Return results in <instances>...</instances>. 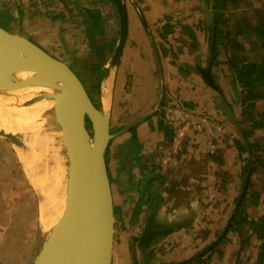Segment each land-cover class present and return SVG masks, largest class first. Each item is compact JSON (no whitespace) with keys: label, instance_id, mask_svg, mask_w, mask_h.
I'll use <instances>...</instances> for the list:
<instances>
[{"label":"crops","instance_id":"crops-1","mask_svg":"<svg viewBox=\"0 0 264 264\" xmlns=\"http://www.w3.org/2000/svg\"><path fill=\"white\" fill-rule=\"evenodd\" d=\"M257 1L238 0L226 16L237 15L230 23L233 35L226 36L223 24L217 38L215 0H124L128 33L113 69L123 30L117 0H0L3 9L12 11L13 31L52 51L60 45L77 49L88 63V76L83 65L73 62L78 55L62 57L95 83L98 93L97 74L102 77V106L108 107L115 134L107 156L116 208L114 264H134L131 240L134 235L140 239L150 217L190 216L197 228L201 215L217 204V192L229 189L235 195L242 187L248 153L240 151L236 140L243 138L237 122L243 119V95L230 56L234 53L241 63L261 60L264 2ZM95 41L105 47L101 61ZM173 97L222 119V130L212 136L186 131L181 138L180 125L164 121ZM262 104L264 100L257 104L261 112ZM245 119L250 129L252 122ZM1 144L0 264H14L22 243L31 242L29 229L38 219L39 202L35 187L13 160L12 146ZM168 147L178 148L171 161L166 159Z\"/></svg>","mask_w":264,"mask_h":264},{"label":"water","instance_id":"water-1","mask_svg":"<svg viewBox=\"0 0 264 264\" xmlns=\"http://www.w3.org/2000/svg\"><path fill=\"white\" fill-rule=\"evenodd\" d=\"M117 2L123 30L111 65L113 69L120 60L128 33L126 4L124 0ZM94 43L99 61L105 59V47L96 41ZM5 59L14 60L16 67L36 69L54 79L63 111L60 124L63 147L67 150L64 163L66 160L67 165L61 184L63 192L70 198L65 244L57 255L40 252L35 264H114L116 208L107 156L115 134L111 129V119L104 114L103 97L94 89L95 83L85 80L61 55L0 24V61ZM97 77L99 79L98 74ZM44 109L50 107L45 105ZM230 116L236 122L235 116ZM36 125L46 126L39 120ZM0 134L16 147L27 146L15 133L0 130ZM185 221H192V218L180 216L174 220H160L150 217L138 240L143 257L173 233L171 225ZM134 256L137 257V254ZM144 258H136L135 264H142Z\"/></svg>","mask_w":264,"mask_h":264},{"label":"bare ground","instance_id":"bare-ground-1","mask_svg":"<svg viewBox=\"0 0 264 264\" xmlns=\"http://www.w3.org/2000/svg\"><path fill=\"white\" fill-rule=\"evenodd\" d=\"M21 68L15 66L14 60L0 61V130L15 133L27 145L25 148L17 145L16 150L27 179L40 196L36 241L41 253L57 255L65 244L70 202L61 184L67 165L60 124L63 111L57 82L36 69ZM45 105L50 109L45 110ZM106 113L108 107L104 108L108 117ZM34 118L46 126L36 125ZM24 121L30 122L31 126H21ZM27 244V241L23 242L20 251L26 249Z\"/></svg>","mask_w":264,"mask_h":264},{"label":"trees","instance_id":"trees-1","mask_svg":"<svg viewBox=\"0 0 264 264\" xmlns=\"http://www.w3.org/2000/svg\"><path fill=\"white\" fill-rule=\"evenodd\" d=\"M237 2L238 0H215L213 10L215 11L217 38L218 35H220L219 38L223 35L225 30V27L222 28L223 24L228 27L226 36L233 35L234 27L230 23L236 20L237 15L227 18L226 16L231 13ZM258 38L264 42V25H260ZM230 58L241 86L243 113L252 122L251 128L247 129L245 126L247 125L246 119L237 121L243 138L240 137L236 140V145L241 152L248 153L243 176L244 183L235 198L234 211L226 223V228L222 231H216L215 237L208 244L197 249L189 259L179 262L172 261L170 264H216L217 262L221 263L222 260L224 262L223 246L228 242L235 241L234 239H236V245L239 247L234 253L231 264H264V209L258 218L254 217V212H251L254 208H258V205L262 204L264 207V135L255 139L258 135L255 130L264 127V111L261 112L260 105H257L259 101L264 100V84L257 87V82H253L257 80L255 77L259 76L256 67L260 63L264 64V52L261 62L255 59L241 63V60L234 53L231 54ZM261 78L262 83H264V75H261ZM258 184L263 187L258 186ZM184 226L186 223L171 225L173 232L184 228ZM255 238V242L259 241V243L253 244L254 248H257L256 257L254 251L253 253L245 252L248 244Z\"/></svg>","mask_w":264,"mask_h":264},{"label":"rangeland","instance_id":"rangeland-1","mask_svg":"<svg viewBox=\"0 0 264 264\" xmlns=\"http://www.w3.org/2000/svg\"><path fill=\"white\" fill-rule=\"evenodd\" d=\"M251 1L252 3H254V5L258 4L257 0H248ZM262 2H264V0H262ZM258 6V5H257ZM257 10V9H256ZM12 11L10 10H5L3 9L2 5L0 6V24L5 25L7 27H9L11 30H13V27H15L16 25H12ZM252 17L255 19V15L253 13H251ZM15 23V22H14ZM16 28V27H15ZM60 40V39H59ZM59 40L55 41L58 42ZM52 41V40H51ZM50 41V42H51ZM73 49H75L74 47H71ZM52 49L54 52L58 53L59 55H65L69 58H71V55L68 54H76L75 52H77L78 50H71L69 47L60 45V46H52ZM67 53V54H65ZM78 53V52H77ZM78 55V54H76ZM79 59H73L74 64L77 65H83V67L86 69L85 70V75H87V71L89 70L88 68V63H85V59L83 55H78ZM82 59V60H80ZM264 60V58H263ZM79 62V63H77ZM256 69H258V75L257 80L253 81L254 83L257 82V87L263 85L264 83H262V78L261 75H264V64H259ZM104 83L102 82V77H99V81H98V88H100V97H102V87H103ZM233 99H236V93H234V97ZM261 109L264 110V104H262ZM242 114V113H241ZM243 119H245V115L244 113L242 114ZM35 122L37 121L36 118ZM28 121V119L26 120ZM24 121L23 124H21V126H31L30 122H26ZM180 129H179V135L181 136V138H186V134L185 132L187 131H182L183 128L180 125ZM42 128H39V131ZM6 131V130H4ZM260 133H258L257 137L264 135V128H261L259 130ZM32 138V137H30ZM33 139V138H32ZM31 139V140H32ZM0 143H2L1 145H8L10 144L13 148V160L16 161L24 170V166L21 162L20 156L16 150V146H14L13 143H11L5 136L0 134ZM31 146V145H30ZM170 147L166 148L169 149ZM165 149V152H166ZM181 150H183L184 148L181 147ZM178 155V152L176 151L172 157H176ZM167 156V153H166ZM26 173V172H25ZM257 177V176H256ZM243 180V178H242ZM261 185V183H260ZM258 184V186H260ZM263 187V186H260ZM36 190V189H35ZM240 191V189H239ZM37 193V197H38V202H40V196L38 191L36 190ZM237 194V190L235 192ZM239 193V192H238ZM236 194L234 195V191L233 190H229L226 189V192L224 193H220L218 194V192L215 194L214 198L217 199V204H212L210 207L207 208L206 210V214H202L200 219H199V223H197V228L192 227V222L190 221H185L183 223H186V226H184V228L181 229H177L175 230L172 235L167 236L165 239H163L161 242H159L157 244V246L154 248V254L151 255L152 260L149 263L148 261H146V257H148L147 255L145 256V258L143 257L142 253H141V249L138 247V240L139 237L135 236L132 238L133 241L132 242V250H131V256L133 258L134 264L136 262V258L138 259H142L144 258V262L142 264H170L172 261L175 262H179L180 260H186L189 259L191 257V255H193L195 253V251H197V249L200 247L202 248L203 246H205L206 244H208L216 235V231H222L224 228H226V223L227 221L232 217L233 211L234 209L232 208L234 205V201H235V197ZM184 196L186 195L183 194ZM238 195V194H237ZM216 202V201H215ZM264 209L263 205H258V208H254L253 210H251V212H254L253 215L255 218H258L260 216V212ZM183 223H178V224H183ZM39 224H40V211L38 212V219L36 221V223H34L33 228L29 229V235L31 236V242L30 244L26 247V254H23L21 252V255L19 256V262L15 261L14 264H35L37 258L39 257L40 254V250H39V246L38 243L36 241L37 239V233H38V229H39ZM235 241L233 242H228L223 246V254H224V262L222 260L221 263L217 262L216 264H231L232 260H233V256L234 253H236L237 248L239 247V245H236V239H234ZM256 238L253 239V241L248 244V247L246 249L245 252L247 253H253L254 251V255L255 257L257 256L256 254V250L257 248H254V243H259V241L255 242ZM28 243V242H27ZM163 246V248H160L159 246ZM199 248V249H200ZM24 250V249H23ZM2 253V252H0ZM135 253L137 254V257H135ZM149 253H152V250L149 251ZM162 255V257H161ZM1 258L3 259V256H0V260Z\"/></svg>","mask_w":264,"mask_h":264},{"label":"built area","instance_id":"built-area-1","mask_svg":"<svg viewBox=\"0 0 264 264\" xmlns=\"http://www.w3.org/2000/svg\"><path fill=\"white\" fill-rule=\"evenodd\" d=\"M183 102L175 97L172 98L165 111L164 121L166 123L181 125L183 128L182 131L194 130V132L196 131L210 136L222 130L221 128L224 123L222 119L219 121L215 120L209 114L191 108ZM177 149V147L166 149V159L171 161L173 159L172 155Z\"/></svg>","mask_w":264,"mask_h":264},{"label":"flooded vegetation","instance_id":"flooded-vegetation-1","mask_svg":"<svg viewBox=\"0 0 264 264\" xmlns=\"http://www.w3.org/2000/svg\"><path fill=\"white\" fill-rule=\"evenodd\" d=\"M42 45V44H41ZM193 223V222H192Z\"/></svg>","mask_w":264,"mask_h":264}]
</instances>
